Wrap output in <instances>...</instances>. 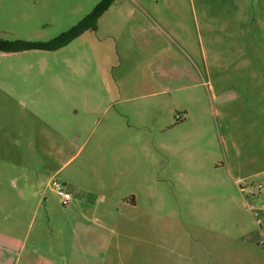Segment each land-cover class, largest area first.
<instances>
[{
	"label": "rangeland",
	"instance_id": "obj_1",
	"mask_svg": "<svg viewBox=\"0 0 264 264\" xmlns=\"http://www.w3.org/2000/svg\"><path fill=\"white\" fill-rule=\"evenodd\" d=\"M103 2L0 0V40L50 42L95 17L58 48L0 50V261L87 264L63 227L77 192L134 190L162 210L160 252L264 264L240 189L264 204V0ZM117 244L108 263L129 264Z\"/></svg>",
	"mask_w": 264,
	"mask_h": 264
},
{
	"label": "crops",
	"instance_id": "obj_2",
	"mask_svg": "<svg viewBox=\"0 0 264 264\" xmlns=\"http://www.w3.org/2000/svg\"><path fill=\"white\" fill-rule=\"evenodd\" d=\"M144 10L146 11L145 7ZM185 118L186 116L183 117V119ZM77 194L79 196L77 201L89 206L81 211L79 218H74L75 215L72 212L76 211L79 203L71 198L69 201L73 200L74 203L67 210V215L71 214V216L63 220V227L71 231L72 238L78 247L79 243L82 244L81 250H87L88 255H91L87 258V264H123L121 260L117 263H108L106 259L115 238L118 242L115 250L118 251L114 255L118 254V256L125 258L129 264H182V260H185L183 264H191L194 260L193 254L187 257L186 253L181 252L178 241L171 245L172 250L167 254H164L163 251L160 252L162 245L157 241V237L162 231L163 215L159 214V211L162 210L157 204L148 205L144 209V202L140 201L139 195L134 190L126 195H109L102 191L85 192L83 190L78 191ZM98 197H101L104 205L112 206V209L107 206H100ZM62 202L67 206L70 205L68 201L65 203L63 200ZM116 205L117 209L115 208ZM121 209L123 212L120 211ZM260 234L258 229L257 232L253 233V236L256 238ZM145 235L148 237L144 238ZM149 238L153 240L151 248L147 246V243L151 242ZM11 240L13 243L16 242L20 248L24 247V242L19 236ZM128 240L129 243L124 244ZM0 252V258L4 257V249H1ZM20 252L21 250L14 254L15 264L20 262ZM29 253L23 264H37L35 260L41 259L38 253L32 251ZM2 263L1 259L0 264ZM192 264L195 263L192 262ZM208 264H211L210 259Z\"/></svg>",
	"mask_w": 264,
	"mask_h": 264
},
{
	"label": "trees",
	"instance_id": "obj_3",
	"mask_svg": "<svg viewBox=\"0 0 264 264\" xmlns=\"http://www.w3.org/2000/svg\"><path fill=\"white\" fill-rule=\"evenodd\" d=\"M103 6L100 9L106 8V6L112 0H104ZM94 18L92 15L86 16L82 21L73 26L66 33H63L61 36L50 42H26L21 40L9 41V40H0V50L4 52H16L21 50L28 49H55L60 46L67 44L72 38L77 36L89 27H92L94 24Z\"/></svg>",
	"mask_w": 264,
	"mask_h": 264
},
{
	"label": "built area",
	"instance_id": "obj_4",
	"mask_svg": "<svg viewBox=\"0 0 264 264\" xmlns=\"http://www.w3.org/2000/svg\"><path fill=\"white\" fill-rule=\"evenodd\" d=\"M50 186L52 187V189H54L61 195L64 201L71 200L72 195L70 194L69 191L66 190L64 184L61 181H59L57 178L53 177L50 180ZM240 189L244 191L245 196L249 197L250 202L248 204L251 210L254 211L255 213L256 223L259 227L258 229L261 232L260 237L257 240V243L264 247V219L259 216V212L264 211V204L258 206L254 203V200L259 198V196L257 197V195L260 193V190L258 191L255 190L251 185L245 187L242 181L240 182Z\"/></svg>",
	"mask_w": 264,
	"mask_h": 264
}]
</instances>
